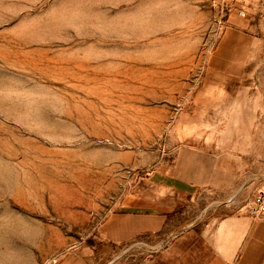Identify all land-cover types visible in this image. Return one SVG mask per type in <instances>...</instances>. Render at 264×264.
<instances>
[{"label":"rangeland","instance_id":"rangeland-1","mask_svg":"<svg viewBox=\"0 0 264 264\" xmlns=\"http://www.w3.org/2000/svg\"><path fill=\"white\" fill-rule=\"evenodd\" d=\"M258 1L0 0V264H135L197 209L239 211L264 184ZM160 197L167 239L102 249L110 214Z\"/></svg>","mask_w":264,"mask_h":264},{"label":"crops","instance_id":"crops-1","mask_svg":"<svg viewBox=\"0 0 264 264\" xmlns=\"http://www.w3.org/2000/svg\"><path fill=\"white\" fill-rule=\"evenodd\" d=\"M258 2L261 12H264V0ZM263 19L264 15L261 16L262 23ZM243 36L255 40L247 31ZM224 160L227 162L224 163ZM222 174L229 178L226 188L214 186L210 190L213 193L218 191L222 196L221 204H224L231 195V166L227 156L223 157ZM198 183L180 179L178 185L171 189L177 195L198 203L204 200L202 194L197 193L200 189ZM207 183L214 181L210 179ZM192 186H197L194 192L190 191ZM182 205L183 203L181 207ZM178 211V202L167 207V199L160 197L158 203L145 207L144 210L112 213L99 227L97 240L102 249H117L141 236L151 238L160 235L167 239L172 215ZM167 241L154 255H145L135 264H264V221L253 222L239 211H230L226 207L205 206L204 209H197L190 224L182 226ZM86 253L91 252L88 249ZM117 258L112 257L106 264H112ZM68 260L61 264L93 262L91 257L82 256Z\"/></svg>","mask_w":264,"mask_h":264},{"label":"built area","instance_id":"built-area-1","mask_svg":"<svg viewBox=\"0 0 264 264\" xmlns=\"http://www.w3.org/2000/svg\"><path fill=\"white\" fill-rule=\"evenodd\" d=\"M239 212L251 221H264V184L241 202Z\"/></svg>","mask_w":264,"mask_h":264}]
</instances>
